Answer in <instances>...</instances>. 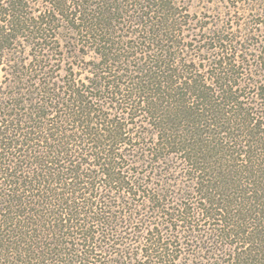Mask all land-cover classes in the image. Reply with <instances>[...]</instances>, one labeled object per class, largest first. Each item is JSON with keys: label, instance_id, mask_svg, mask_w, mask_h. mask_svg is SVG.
Here are the masks:
<instances>
[{"label": "trees", "instance_id": "trees-1", "mask_svg": "<svg viewBox=\"0 0 264 264\" xmlns=\"http://www.w3.org/2000/svg\"><path fill=\"white\" fill-rule=\"evenodd\" d=\"M230 1L0 0V264H264V0Z\"/></svg>", "mask_w": 264, "mask_h": 264}, {"label": "rangeland", "instance_id": "rangeland-1", "mask_svg": "<svg viewBox=\"0 0 264 264\" xmlns=\"http://www.w3.org/2000/svg\"><path fill=\"white\" fill-rule=\"evenodd\" d=\"M185 5L189 8L190 16L194 18H212L213 16L222 15H234L236 16L243 14L242 11H231L229 12V7H234L232 1L230 0H184ZM252 14V13H251ZM197 16V17H196ZM2 72L0 70V80L2 79Z\"/></svg>", "mask_w": 264, "mask_h": 264}]
</instances>
